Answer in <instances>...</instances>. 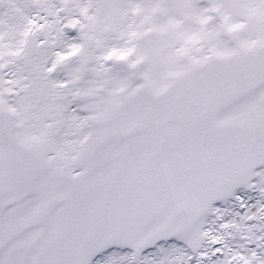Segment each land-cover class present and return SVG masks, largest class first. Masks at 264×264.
Masks as SVG:
<instances>
[{"label":"snow or ice","instance_id":"snow-or-ice-1","mask_svg":"<svg viewBox=\"0 0 264 264\" xmlns=\"http://www.w3.org/2000/svg\"><path fill=\"white\" fill-rule=\"evenodd\" d=\"M0 264H264V0H0Z\"/></svg>","mask_w":264,"mask_h":264}]
</instances>
